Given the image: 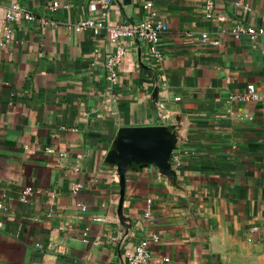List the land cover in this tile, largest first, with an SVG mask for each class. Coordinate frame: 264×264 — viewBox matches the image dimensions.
Listing matches in <instances>:
<instances>
[{
    "label": "crops",
    "instance_id": "crops-1",
    "mask_svg": "<svg viewBox=\"0 0 264 264\" xmlns=\"http://www.w3.org/2000/svg\"><path fill=\"white\" fill-rule=\"evenodd\" d=\"M147 3L160 57L121 39L113 81L108 30ZM239 25L264 0H0V264H126L143 239L149 264H264V37Z\"/></svg>",
    "mask_w": 264,
    "mask_h": 264
},
{
    "label": "built area",
    "instance_id": "built-area-1",
    "mask_svg": "<svg viewBox=\"0 0 264 264\" xmlns=\"http://www.w3.org/2000/svg\"><path fill=\"white\" fill-rule=\"evenodd\" d=\"M105 2L108 3L110 0H105ZM57 6L58 3H55L54 7ZM145 7L151 10L150 16L146 19L134 24H121L115 27H110L108 30L110 41L118 45L116 52L113 53L107 61L110 77L113 81L116 77L117 69L122 64L125 56V48L121 44V39H135L139 43L146 45L149 52L155 57H160L158 51L160 36L168 29V27L164 21L157 20L156 12L152 11V3H147ZM207 7L209 9L207 16L211 18L212 3L208 2ZM7 18L11 21H31L34 19L32 13L22 8L19 4H14L8 8ZM218 19H221V17ZM81 25L94 26V23L92 21H86L81 23ZM229 33L235 37L240 35H248L252 40H257L261 37H264V27L255 28L239 25L232 28ZM202 41L206 42V36L202 39ZM248 93L253 98H256L253 87H249ZM3 209L4 206L2 203H0V212ZM83 210H85L84 207ZM1 227L2 224L0 223V228ZM149 244L150 242L148 239L141 240L135 250L127 255L126 264H149L151 259Z\"/></svg>",
    "mask_w": 264,
    "mask_h": 264
},
{
    "label": "water",
    "instance_id": "water-1",
    "mask_svg": "<svg viewBox=\"0 0 264 264\" xmlns=\"http://www.w3.org/2000/svg\"><path fill=\"white\" fill-rule=\"evenodd\" d=\"M129 1V0H128Z\"/></svg>",
    "mask_w": 264,
    "mask_h": 264
}]
</instances>
